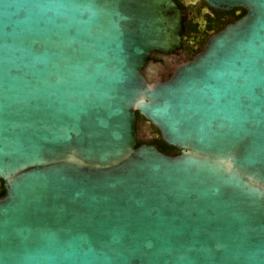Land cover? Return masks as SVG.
Here are the masks:
<instances>
[{"label": "water", "instance_id": "95a60500", "mask_svg": "<svg viewBox=\"0 0 264 264\" xmlns=\"http://www.w3.org/2000/svg\"><path fill=\"white\" fill-rule=\"evenodd\" d=\"M203 1L245 14L163 81L174 0H0V264H264V0Z\"/></svg>", "mask_w": 264, "mask_h": 264}, {"label": "flooded vegetation", "instance_id": "af4514ba", "mask_svg": "<svg viewBox=\"0 0 264 264\" xmlns=\"http://www.w3.org/2000/svg\"><path fill=\"white\" fill-rule=\"evenodd\" d=\"M181 8L186 17L184 22V31L182 34L181 48L176 54L155 53L150 60L151 70H143L145 74L158 76L156 79L168 80L174 69L187 61L192 60L201 53L210 38L221 32L227 25L234 23L244 16L245 11L242 8H233L230 10L213 9L203 0H174ZM158 69H164L162 73ZM143 128L145 132H150V138L140 139L138 130ZM137 145H155L157 144L154 127L146 120H141L137 116L136 125ZM179 151L172 152L171 155H178Z\"/></svg>", "mask_w": 264, "mask_h": 264}, {"label": "trees", "instance_id": "16d2710c", "mask_svg": "<svg viewBox=\"0 0 264 264\" xmlns=\"http://www.w3.org/2000/svg\"><path fill=\"white\" fill-rule=\"evenodd\" d=\"M139 119L143 120V118L139 115H137ZM154 131H155V134H156V139H157V144H159L158 148L166 153V154H169L171 155L172 152H177L178 150H176L175 148L171 147V146H168L166 143H164L160 137V134L158 132L157 129L154 128ZM5 194V191H4V188H3V183L2 181L0 180V197L4 196Z\"/></svg>", "mask_w": 264, "mask_h": 264}, {"label": "rangeland", "instance_id": "374dc122", "mask_svg": "<svg viewBox=\"0 0 264 264\" xmlns=\"http://www.w3.org/2000/svg\"><path fill=\"white\" fill-rule=\"evenodd\" d=\"M163 71H164V69H158L159 73H162ZM156 77H158V76H152L151 78L153 79V78H156ZM138 136H139L140 139H145V138H150L151 134H150V132H148V133L145 132V130L143 128H140L138 130Z\"/></svg>", "mask_w": 264, "mask_h": 264}]
</instances>
